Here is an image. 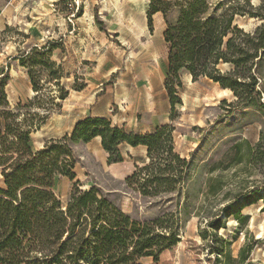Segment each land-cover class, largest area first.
Returning a JSON list of instances; mask_svg holds the SVG:
<instances>
[{
	"label": "rangeland",
	"instance_id": "obj_1",
	"mask_svg": "<svg viewBox=\"0 0 264 264\" xmlns=\"http://www.w3.org/2000/svg\"><path fill=\"white\" fill-rule=\"evenodd\" d=\"M243 1L211 0L220 12ZM118 2L120 14L115 0H0V92L6 103L0 96L1 136L10 142L12 125L27 130L36 152L70 135L87 117L138 135L168 125L174 152L189 164L173 201L143 199L125 187V178L149 162L141 149L130 155L121 144L123 161L109 165L94 139L73 146L75 179L55 177L54 195L64 204L76 184L80 191L94 188L140 219L176 211L179 242L157 261L145 257L137 264H264V54L250 72L255 84L249 103L237 102L207 79L191 84L181 71L180 85L173 82V111L165 87L166 21L161 13L151 16L149 29L150 0ZM178 14L171 7L167 22ZM127 16L144 24L146 35L152 33L150 44L146 36L139 42L122 22ZM259 24L234 18L245 32Z\"/></svg>",
	"mask_w": 264,
	"mask_h": 264
},
{
	"label": "trees",
	"instance_id": "obj_2",
	"mask_svg": "<svg viewBox=\"0 0 264 264\" xmlns=\"http://www.w3.org/2000/svg\"><path fill=\"white\" fill-rule=\"evenodd\" d=\"M171 7L179 9L173 23L166 20ZM219 7L211 0L149 2V29L156 13L166 21L165 87L173 111V82L180 85L181 71L192 83L207 79L218 84L241 104L251 100L255 79L250 72L264 54V0L257 6L244 0L222 12ZM235 16L261 23L245 32L234 25ZM221 63L231 69L221 71L217 68ZM32 87L36 90L34 83ZM0 96L5 105L2 91ZM12 126L6 133L12 135L10 142L0 133V264H137L145 257L157 261L179 242L176 211L165 209L140 219L94 188L80 191L74 184L64 204L52 190L57 176L75 179L73 146L99 137L109 165L123 161L121 144L145 147L149 162L125 178V187L143 199L167 196L173 201L189 164L174 152L172 127L163 125L138 135L111 126L104 118L87 117L75 123L70 135L33 152L29 132Z\"/></svg>",
	"mask_w": 264,
	"mask_h": 264
},
{
	"label": "bare ground",
	"instance_id": "obj_3",
	"mask_svg": "<svg viewBox=\"0 0 264 264\" xmlns=\"http://www.w3.org/2000/svg\"><path fill=\"white\" fill-rule=\"evenodd\" d=\"M131 1H133V0H131ZM115 4H116V8H117V11H118V13L120 14L121 13V4L118 2V0H115ZM131 3V2H130ZM115 12V11H114ZM117 13V12H116ZM160 15V13H156V14H154L153 15V17H155V16H159ZM115 18V17H114ZM120 19V18H119ZM117 20V19H116ZM89 21V20H88ZM124 21L125 22H127V26H128V28L130 29V31H132L133 33H135V35H137V37H138V39H139V42L143 39V38H145V36L148 38V40L146 41V44H150V40L153 38V35H151V34H147L146 35V33H147V27L144 25V24H138L137 22H136V19H134L132 16H127V17H123V19H122V22L124 23ZM90 23V22H89ZM121 23V22H120ZM122 23V24H123ZM164 30V28L162 27L161 28V30H160V33L159 34H161L162 33V31ZM156 33V32H155ZM161 36V35H160ZM137 44V43H136ZM142 44V43H141ZM145 45V44H144ZM143 45V47H145V48H147V49H149L150 47L149 46H144ZM142 55V54H141ZM156 55V54H155ZM143 58V57H142ZM153 60V59H152ZM145 61V60H144ZM150 62V61H149ZM156 63V62H155ZM151 66V65H150ZM116 70V69H115ZM111 72H114V70H112ZM150 72V71H149ZM185 75H186V77H187V81L189 82V83H191L192 84V81H191V77H190V75L189 74H187V73H185ZM147 86L149 87V86H151L150 85V82L147 80ZM146 89V88H145ZM150 89H151V87H150ZM151 91V90H150ZM222 92H224V93H229V94H231V92L230 91H228V90H221ZM233 99H234V97H233ZM148 100V99H147ZM119 102H120V105H122L123 104V102L125 103V99L124 98H119V100H118ZM150 102V101H149ZM94 140H96L98 143H100V138L99 137H96V138H94ZM128 147V151H127V153H129L130 155H133L134 154V149L132 148V147H130V146H127ZM145 147H143L142 148V153L145 155L146 153H145ZM143 155V156H144ZM145 157V156H144Z\"/></svg>",
	"mask_w": 264,
	"mask_h": 264
},
{
	"label": "crops",
	"instance_id": "obj_4",
	"mask_svg": "<svg viewBox=\"0 0 264 264\" xmlns=\"http://www.w3.org/2000/svg\"><path fill=\"white\" fill-rule=\"evenodd\" d=\"M134 150H136L137 148L141 149V152H142V148L143 146H137V147H132ZM145 153H146V149H145ZM146 155V154H145ZM113 165H118V164H113Z\"/></svg>",
	"mask_w": 264,
	"mask_h": 264
},
{
	"label": "water",
	"instance_id": "obj_5",
	"mask_svg": "<svg viewBox=\"0 0 264 264\" xmlns=\"http://www.w3.org/2000/svg\"><path fill=\"white\" fill-rule=\"evenodd\" d=\"M261 23V22H260Z\"/></svg>",
	"mask_w": 264,
	"mask_h": 264
}]
</instances>
